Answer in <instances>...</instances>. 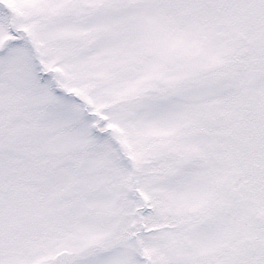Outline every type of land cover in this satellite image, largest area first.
I'll list each match as a JSON object with an SVG mask.
<instances>
[{"label": "snow or ice", "instance_id": "6c2138e0", "mask_svg": "<svg viewBox=\"0 0 264 264\" xmlns=\"http://www.w3.org/2000/svg\"><path fill=\"white\" fill-rule=\"evenodd\" d=\"M0 264H264V0H0Z\"/></svg>", "mask_w": 264, "mask_h": 264}]
</instances>
